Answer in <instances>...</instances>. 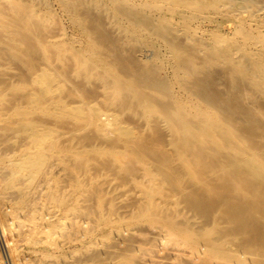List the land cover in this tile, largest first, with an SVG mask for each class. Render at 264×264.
Wrapping results in <instances>:
<instances>
[{"label":"bare ground","instance_id":"bare-ground-1","mask_svg":"<svg viewBox=\"0 0 264 264\" xmlns=\"http://www.w3.org/2000/svg\"><path fill=\"white\" fill-rule=\"evenodd\" d=\"M64 1L72 13L80 3ZM238 1L110 0L126 43L103 11L70 37L48 5L0 0V240L10 264H264V12L245 15ZM201 20L210 37L197 36ZM72 75L90 98L81 108L70 104L78 93L53 100ZM45 101L57 114L86 113L77 128L96 131L58 141L49 107L39 112ZM179 196L193 215L177 219Z\"/></svg>","mask_w":264,"mask_h":264},{"label":"rangeland","instance_id":"rangeland-1","mask_svg":"<svg viewBox=\"0 0 264 264\" xmlns=\"http://www.w3.org/2000/svg\"><path fill=\"white\" fill-rule=\"evenodd\" d=\"M35 1H39L37 3V5L41 6V8L44 7L45 5H48V7L51 10H53V12L59 18L58 19L59 20L58 25L63 26V28H65L64 29L65 32L70 37L71 36L72 37L73 36H75V37L76 36H80V34H82V31L84 30L83 29L84 28V25L86 24L85 25V28H86V26H88L90 24L89 22L86 23V21L88 19H91V20L93 19L94 12L98 13V12H102L103 11L102 13L104 14V19H105L106 22L108 21V23H106V22L105 23L107 24V26L109 27V29L112 26L113 29L111 28L110 29L111 31H113V32H115V33H117L119 35L121 33V36H123L124 39H127V41L124 40L126 43L129 40V38L125 37L127 35H126V33H124L121 25L116 21V13L110 12L111 9L108 7L109 4H110V0L109 1L108 0H100V1H97V2L94 3V6H93L92 9H90V10H83V11H81V8H80V5H81V3H83V0H80L79 1L80 3L78 2L79 4H77L76 6H74V8H71V9H73V13H74L75 10H78L80 12V13H78V15L85 20V23H83V24L80 22L81 25H79V23H76L73 20V18H72V15H73L72 11L71 10H68L66 8V6H65V3L64 2H66V1H64V0H48V4H46L47 2L45 3V0H35ZM102 2H104V3H102ZM106 3H107L108 6L106 5ZM236 7H238V10H240L241 13L244 12L245 15H249L251 13L250 11L254 10L255 8H258L259 9L258 11L263 14V12H264V0H239L237 2ZM241 8L243 9V11L241 10ZM110 13H112V15H111L112 17L111 16L108 17L110 15ZM263 18H264V16H263ZM231 23L232 22H229V25H233V23L232 24ZM195 25L199 29L197 36H201V35L204 34V36L210 37L208 35L209 34V31H208V27H207V22L206 21L201 20L199 23H197ZM122 33H124L125 36ZM197 36L195 38H193L192 40L193 41L196 40L197 39ZM179 37H180V40L181 41L182 40L185 41V42L188 41L187 43H190V44L193 43V41L190 40L189 37H186L185 34H180ZM178 40H179V38H178ZM28 41L29 40H27V39H23L22 40L23 45L27 44ZM162 42H163V40H161V43ZM164 45L165 44H163L162 52L163 53H167L168 47L167 46H164ZM59 76H61L62 79H65V77L63 76V73L62 74H59ZM80 78L81 77H79V76L72 75V77L70 78V80L66 79L65 82L62 80L61 81L62 82L61 83L62 86L53 94V100L55 98H57V99H64L65 101L66 100L67 101L68 100L71 101V99H72L71 96L74 95V94H76V93H78L79 96L78 95L76 96L77 99L74 100V101H71L70 104H72L73 108L74 107L75 108H77V107L78 108H81V106H82L81 103H83V105L86 104L87 101L90 98L88 96H86V97L83 96L84 97L83 98L82 96H80V95H82L81 92H80V90L79 89L76 90L74 88L75 83L78 82L79 80H81ZM41 86L42 85L39 83V90H41ZM87 86H89V85H87ZM92 86L95 88L96 87V84H94ZM79 105H80V107H79ZM42 106H44L45 108L47 106L50 109L51 116L50 115H46L45 116V114L42 115V116L40 114V116L41 117L45 116L46 118H48L49 120H51V126L54 128V134H59L58 141H61V142H73V141H76V140H68V139H66V137H64V134H63L64 131H68V134H70V135H68V137H70V138L76 137V139L77 138H82V135H85L87 132H90L92 130L96 131L95 130L96 126L93 125V124H87L85 127L81 128V129L77 128V125H79V122L81 123L85 119L84 117L86 116V113H84V112L81 115H78V116L77 115L70 114L68 112H66V113H62L61 112V113L57 114L54 111V109L51 108V105L50 104L48 105L46 103V101H45L44 104H40V110H39V112L42 113V114H43V112H42ZM58 115H60V116H58ZM132 115H134V114H132ZM122 118L127 119L129 121H133L134 122L133 123L134 124V130L136 132H138V131H143L144 133L147 132V129L148 128H143L142 127V120L141 119H138L137 117H135V118L132 117L131 116V113L122 112ZM73 129H76V131L73 130ZM95 142L97 144H94V146L104 147V146H106L108 144L109 141L107 143H102V140H96ZM170 148H172V147H170ZM173 164L174 165H177V164H179V161H176V162L174 161ZM158 176L162 180V177L160 176V174ZM182 177L184 179H187L189 176L184 171V174H182ZM165 186H167V189H166V193L167 194H171V192H173V189L175 188L173 184H171V185L166 184ZM177 199H178L177 207L180 208L184 212V213L183 212L182 213L179 212V214H177V219H182L184 215H186V216L193 215L192 210H190L188 208V206L185 205V202L183 201V199L180 196ZM169 244H170L169 242L164 241V246L165 247H168ZM205 256H202L201 255V257H203V258H205ZM8 259L9 258H7L6 252H4V250H3L2 245H1V240H0V261L1 260L3 262L5 261L4 264H7V263L10 264L9 261H8ZM257 262H258V260H256V263Z\"/></svg>","mask_w":264,"mask_h":264}]
</instances>
